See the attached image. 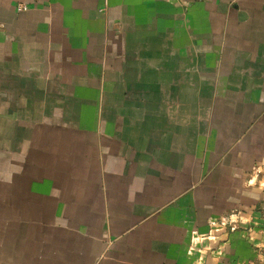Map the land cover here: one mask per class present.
<instances>
[{
	"label": "crops",
	"instance_id": "obj_1",
	"mask_svg": "<svg viewBox=\"0 0 264 264\" xmlns=\"http://www.w3.org/2000/svg\"><path fill=\"white\" fill-rule=\"evenodd\" d=\"M0 264H264V0H0Z\"/></svg>",
	"mask_w": 264,
	"mask_h": 264
},
{
	"label": "built area",
	"instance_id": "obj_2",
	"mask_svg": "<svg viewBox=\"0 0 264 264\" xmlns=\"http://www.w3.org/2000/svg\"><path fill=\"white\" fill-rule=\"evenodd\" d=\"M19 8L26 9L27 6L23 4V5H20ZM245 218H246L245 214L242 211H234V212H231L229 215L222 217L218 221L215 220L213 224L219 227L228 226L230 229L235 230L238 225L246 222ZM210 234L211 236L213 235L212 233Z\"/></svg>",
	"mask_w": 264,
	"mask_h": 264
}]
</instances>
